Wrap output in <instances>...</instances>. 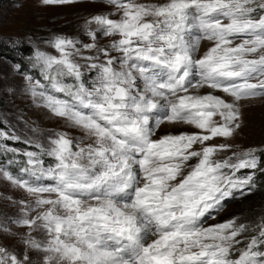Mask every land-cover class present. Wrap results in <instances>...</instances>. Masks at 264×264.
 Returning <instances> with one entry per match:
<instances>
[{
	"label": "snow or ice",
	"instance_id": "obj_1",
	"mask_svg": "<svg viewBox=\"0 0 264 264\" xmlns=\"http://www.w3.org/2000/svg\"><path fill=\"white\" fill-rule=\"evenodd\" d=\"M101 3L86 40L0 37L32 46L23 94L78 133L0 120L20 193L0 195V264H264V213L209 223L264 175V147L229 142L264 103V0Z\"/></svg>",
	"mask_w": 264,
	"mask_h": 264
},
{
	"label": "rangeland",
	"instance_id": "obj_2",
	"mask_svg": "<svg viewBox=\"0 0 264 264\" xmlns=\"http://www.w3.org/2000/svg\"><path fill=\"white\" fill-rule=\"evenodd\" d=\"M102 11H109V9L101 3V0H83L71 6L47 8L39 6L37 0H0V37L23 39L30 35L34 40H42L55 33L86 40V37L82 35L85 18ZM102 43H107V40ZM26 48L29 52L23 56ZM31 48L32 46L27 44L13 47L10 43L0 42V120L11 121L18 131H26L25 122L28 124L35 122L45 134L52 128L68 131L74 135L78 134L71 129L61 127L43 110L35 108L23 94L22 77L14 71L13 66L17 63L27 66ZM244 121L245 126L241 134L229 142L244 148L264 147V103L257 102L256 105L245 108ZM169 130L191 131L182 127H173ZM18 146L23 147V145ZM0 195L16 197L20 193L0 183ZM251 195L228 201L226 209L217 221H209V223L223 221L236 215L251 219L255 218L256 214L264 213V183L259 182L258 188ZM0 212L11 215L15 209L6 208L0 202ZM13 230H16L15 226Z\"/></svg>",
	"mask_w": 264,
	"mask_h": 264
},
{
	"label": "trees",
	"instance_id": "obj_3",
	"mask_svg": "<svg viewBox=\"0 0 264 264\" xmlns=\"http://www.w3.org/2000/svg\"><path fill=\"white\" fill-rule=\"evenodd\" d=\"M28 48H26L25 49V51H24V53H23V56L25 55V54H27L28 52H29V49L27 50ZM257 182L259 183V182H263L264 183V175H257ZM248 196H252V195H248ZM248 198V197H247ZM256 206V205H255ZM255 217V216H254ZM253 218V217H252ZM251 218V219H252Z\"/></svg>",
	"mask_w": 264,
	"mask_h": 264
},
{
	"label": "bare ground",
	"instance_id": "obj_4",
	"mask_svg": "<svg viewBox=\"0 0 264 264\" xmlns=\"http://www.w3.org/2000/svg\"><path fill=\"white\" fill-rule=\"evenodd\" d=\"M206 46V45H205Z\"/></svg>",
	"mask_w": 264,
	"mask_h": 264
}]
</instances>
